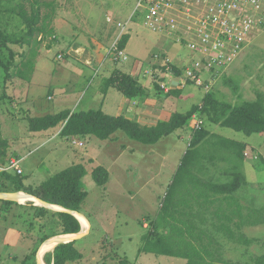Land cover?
Wrapping results in <instances>:
<instances>
[{"label":"rangeland","instance_id":"rangeland-1","mask_svg":"<svg viewBox=\"0 0 264 264\" xmlns=\"http://www.w3.org/2000/svg\"><path fill=\"white\" fill-rule=\"evenodd\" d=\"M44 1L48 5H43L40 12L52 13V19L56 15L71 18L75 29L89 37L91 49L95 48L92 38L102 41L108 50L105 55L113 53L115 66L112 68L121 67L122 71L133 72L134 76L136 74L139 76V69L146 66L148 69L146 73L152 80L153 92L156 91L158 94L165 92V95L166 93L169 95L173 89L180 91L181 96L177 99L176 105H172L171 110L185 112L193 105L202 103L204 92L191 81L179 82L178 86L165 82L162 83L165 87H162L161 82L172 78L169 72L172 70L175 73L177 67L182 68L186 63L187 60L182 55L188 52L185 48L172 43L167 44L175 48L176 57H171L165 48H155L161 37L143 25L146 14L143 11L141 17L136 13L137 0ZM12 4L11 1H1L0 23L6 31L19 35L24 31V24L17 14L9 10ZM27 9L30 11L31 7L28 5ZM118 22L122 24L128 22L127 29L132 28V39L129 40L124 53L130 58L129 61H133V65L138 67L135 70L125 68L126 65L122 64L112 49V44L117 43L112 31L114 26L117 28ZM135 40L139 43L136 49H133ZM50 41L51 38L46 37L40 48L44 45L46 47ZM9 46L17 53L16 60L20 57L19 53L26 49V46L21 47L17 44ZM178 48L182 51H178ZM57 51V46H53L50 56L53 57ZM156 51H164L169 55L170 71L161 65L162 61L150 65L153 62L150 57ZM78 54L82 55L83 50H79ZM0 55L8 57V51L0 50ZM70 60L69 58L51 62L46 73L41 72L42 83L35 88L34 94L30 95L25 90L21 91L22 82H19L18 78L5 79V71L0 67V136L8 142L6 162L8 163L11 158L19 161L18 166L22 169L19 174L25 177L23 183L36 186L69 165L75 163L84 165L85 174L80 184L87 191V196L81 204L80 213L86 217L89 227L83 230L80 225L79 231L88 233L74 241V246L82 253V258L68 264H119L120 260L125 258L132 264L186 263V260L180 257L150 252L139 253L138 250L143 244L144 234L156 228L154 223L174 177L181 153L186 149L194 130L200 127L245 143L248 156L240 165V172L245 177L246 185L235 194L244 207L264 206V188L261 187L264 186V163L261 162L264 161L262 133L247 135L210 123L199 113L189 118L186 125L175 131L176 133L166 135L154 144H143L130 139L122 131L116 132L106 140H100L95 136L88 138L74 136L76 142L72 140L73 136H60V126L45 131H30L27 128L28 117L43 114L52 108L55 110L56 106L66 107L73 104L70 102L75 96L76 98L79 96L78 90L82 96L75 109L99 108L102 94L100 91L105 79L102 78L108 73L109 67L104 63L102 66L96 65L95 70L85 69L83 71L86 75L85 80L82 78L81 82L78 80L73 86L61 81L56 72L52 74V70H58ZM210 90L217 100L230 104L254 101L259 97L264 103V27L254 34L225 75L214 81ZM60 91L62 94L64 91L68 92V95L64 94L65 98L62 100L59 99ZM165 98L168 100L171 96ZM169 112L166 110L165 115ZM179 138H182L181 142ZM217 164L218 167L225 166L221 161H217ZM97 165L104 166L109 172V179L104 185H97L91 177V171ZM218 167H211L209 174L212 175V179L223 181L226 178L222 172L217 171ZM7 171L14 174V169ZM206 176L203 178L206 179ZM4 192H19L20 197L28 195L25 191L13 189L8 181L0 176V193ZM18 198L0 199V264H54V248L59 243L50 241L63 235L60 233L61 226L56 214L46 212L43 217H37L35 208L44 206L36 205L33 201L20 203ZM207 220L203 225L219 242L223 259L231 263L245 264L250 263L251 257L264 254V223L242 227L243 234L253 239L246 246L230 240L221 232H216L210 225L211 216L208 215ZM158 230L162 232L163 229ZM46 244L52 245V248L40 255Z\"/></svg>","mask_w":264,"mask_h":264},{"label":"trees","instance_id":"trees-1","mask_svg":"<svg viewBox=\"0 0 264 264\" xmlns=\"http://www.w3.org/2000/svg\"><path fill=\"white\" fill-rule=\"evenodd\" d=\"M1 1L3 0H0V5ZM6 1L13 3L9 10L21 19L24 31L19 35L10 33L0 23V50L8 51V57L0 55V67L5 71V79L16 77L29 81L41 43L46 37L54 34L53 28L50 27L52 13L40 12L43 5H48L44 0ZM28 5L31 7L30 11L27 9ZM128 38V33L119 38L117 50H123ZM10 44L26 46V49L19 53V59H15L17 53L12 50ZM48 46L46 44L47 48ZM176 72L179 73L178 70ZM109 87L116 89L127 99L143 93L137 78L118 68L103 80L102 91L105 92ZM196 113L206 117L210 123L247 135L264 134V103L260 97L254 101L230 104L217 100L211 91L204 93L200 105H193L185 112H170L153 126L142 125L123 115H110L98 108L74 112L65 109L54 114L28 117L27 128L38 132L60 126V136L92 135L100 140L109 139L116 132L122 131L130 139L143 144H154L162 137L183 128L187 120ZM7 145V140L0 136V165L7 163ZM247 150L243 142L212 133L202 127L195 129L162 200L154 223L156 228L144 234L143 244L138 252L180 257L186 260L185 264H237L223 259L219 242L203 224L208 221L209 215L212 217L210 225L216 232L247 246L253 239L243 234L242 227L264 223V206L244 207L235 194L246 185L240 165L247 160ZM217 161L224 162L225 166L218 167ZM261 162L264 163L262 160ZM211 167H218L217 171L222 172L226 179H212L209 174ZM13 173L0 171V176L5 178L13 189L80 212L81 204L87 196V191L80 184L85 174L83 164L69 165L36 186L25 185V177L15 171ZM205 175L206 179L203 178ZM91 177L97 185H104L109 179V172L104 166L97 165L92 169ZM46 212L56 214L61 226L60 233L79 232L80 223L70 213L52 211L45 207L35 208L37 217H43ZM158 228L163 229L162 232H159ZM81 258L82 253L76 249L74 241L60 243L54 248V264H68ZM119 264L132 263L125 258L121 259ZM245 264H264V254L251 257L250 263Z\"/></svg>","mask_w":264,"mask_h":264},{"label":"built area","instance_id":"built-area-1","mask_svg":"<svg viewBox=\"0 0 264 264\" xmlns=\"http://www.w3.org/2000/svg\"><path fill=\"white\" fill-rule=\"evenodd\" d=\"M135 10L141 17L145 12L143 25L149 31L188 52L182 55L187 61L182 68L177 67L179 73L170 71L171 59L164 51L152 53L150 65L162 61L172 81H191L204 93L211 91L214 81L225 75L249 40L264 27V0H137ZM127 26L128 22L117 23L116 41L127 33ZM116 44H112L113 51L126 60L128 56L117 50ZM72 140L76 142L74 136ZM18 162L11 158L0 165V171L21 173Z\"/></svg>","mask_w":264,"mask_h":264},{"label":"crops","instance_id":"crops-1","mask_svg":"<svg viewBox=\"0 0 264 264\" xmlns=\"http://www.w3.org/2000/svg\"><path fill=\"white\" fill-rule=\"evenodd\" d=\"M50 26L53 28L54 34L51 37H49L51 38V41L47 43L49 45L48 48H46L44 45L43 47L39 49L40 54L37 57L34 72L32 74L31 79L29 81H26V80L18 78V80H20L19 82H22L21 88H20L21 91L25 90L28 95H30L31 93L34 94L35 88L39 87L40 83H42V77H40L41 72L46 73L48 69V65L51 64V62H54L55 60L58 61L62 59L63 60H67L69 58L71 59L70 61H66L67 63L62 65L65 67L60 66L58 70L57 69L52 70V74L56 72L59 75L58 77L60 78L61 81L66 82L68 84L70 83L72 85L75 82L77 83L78 80H80L79 82H81L83 80L82 78H84L85 80L86 75L83 74L84 73L83 71L85 69L95 70L94 67L96 65L102 66L105 63L109 68L107 70L108 73L106 74V76H103L102 78L104 79L111 74L113 69L117 68V67L112 68L113 66H115V63L113 61L114 58H112L111 52L108 56L105 55L108 52L105 44L99 39L92 38V42L95 48L91 49L89 37L84 32L82 31L78 32V30L75 29L71 18H68L66 16L61 17L59 15H56L52 19ZM118 32H119V28L118 27L116 28L114 26L112 34L113 36L115 35V39H116V36L118 35ZM132 32H133L132 28L127 29L129 38L123 50H120L123 54H125L124 50L126 49V46L129 40L132 39V36H131ZM135 37L137 39L139 38L138 36H135ZM135 41L132 45L133 49H136L139 43V41L138 42L137 40ZM156 41L157 40L155 39V43ZM53 46H57L58 51L53 57H51L50 53L52 52ZM169 46L170 45L167 44L166 41L161 39V41L156 43L155 48H160V49L165 48L171 57H176L175 48L173 49L172 47H169ZM79 50L81 51L83 50V54L80 56L78 54ZM177 50L179 51L180 49L178 48ZM181 51L182 50H180V52ZM178 58H179V55L177 56V59ZM129 59L130 58H127L126 60L120 59V61L122 62V64L126 65L125 68L127 69L132 68L135 70L136 68H138L136 67V65H133V61H129ZM119 69L123 70V68L121 67H119ZM147 70L148 69H146V66L145 67L143 66L142 69H139V76L137 74L135 76L138 80V83L143 88V93L141 95L135 98H132V99H127L123 94H121L120 92H118L116 89L112 87H109L105 92H103L101 88L100 92H102V94H101V99L99 101V108L102 109L107 114L115 115V116L123 115L127 118L133 119L139 122L140 124L146 125V126H153L159 120L169 115L170 112L176 111V110H171V107L172 105H176L177 99L181 96V93L176 89H173L172 91H170L169 95L167 93L165 95V92H162V91H161L162 93H159V94L156 91L153 92L152 80H151V77L148 75V73H146ZM125 72L129 73V71H125ZM132 73L130 72L131 75H133ZM165 82L172 84L174 86L179 85V81L177 79H174L172 81L171 77L167 81L164 80V82H161V84ZM174 91H178V93ZM59 93H60L59 99L61 98V100L65 98L66 94L68 95V92L66 91H64L63 94L61 91ZM78 94L79 96L77 98L75 96V99L72 102H70L73 104L71 105L68 104V106L66 107L56 106L55 110L54 108H52V110L51 109L47 110L45 113L39 114L37 116H40V115L42 116L45 114H54V113H57L65 109L70 110V112L76 111L77 109H75V107L77 108V106L75 105L77 104L79 98H81L82 96V93L80 92V90H78ZM165 96L167 97L171 96V99L167 100ZM33 103H35L34 100H33ZM88 109L90 108L88 107ZM80 110H87V109H80ZM166 110H169L170 112L165 115ZM88 136L92 137V135H84L81 137L88 138ZM179 140L181 142L182 138H179ZM184 151H182L181 157ZM179 162L177 164H179Z\"/></svg>","mask_w":264,"mask_h":264},{"label":"water","instance_id":"water-1","mask_svg":"<svg viewBox=\"0 0 264 264\" xmlns=\"http://www.w3.org/2000/svg\"><path fill=\"white\" fill-rule=\"evenodd\" d=\"M19 196H21V193L19 192H4V193H0V199H17ZM27 196H31V195H27ZM35 197V196H33ZM37 200H39L41 202V204L44 207L50 208V209H54V210H58V211H65L70 213L71 215L75 216L77 214H79L80 212L74 211L72 209H68L65 207H56V204H52L46 201H43L41 199H38L37 197H35ZM77 218V217H76ZM88 231H79L77 233H70V234H63L60 236L55 237L53 240H51V243H68V242H72L75 241L81 237H83L85 234H87ZM38 260H40L39 256H38ZM41 263V262H40Z\"/></svg>","mask_w":264,"mask_h":264},{"label":"bare ground","instance_id":"bare-ground-1","mask_svg":"<svg viewBox=\"0 0 264 264\" xmlns=\"http://www.w3.org/2000/svg\"><path fill=\"white\" fill-rule=\"evenodd\" d=\"M18 201L20 203H24L25 201H33L36 205L41 204V202L39 200H37L35 197H33V196H22V197L19 196ZM56 207H60V206L56 205ZM76 217H77L82 229L86 230L89 227L86 218L81 213L77 214ZM50 248H52V245H48V244L44 245L42 250H41V254L40 255H42L43 252L47 251Z\"/></svg>","mask_w":264,"mask_h":264}]
</instances>
